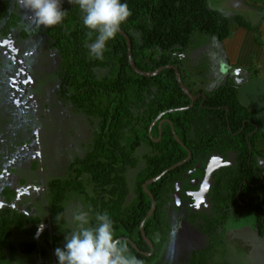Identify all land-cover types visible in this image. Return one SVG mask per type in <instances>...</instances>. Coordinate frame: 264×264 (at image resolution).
I'll list each match as a JSON object with an SVG mask.
<instances>
[{
	"label": "trees",
	"instance_id": "16d2710c",
	"mask_svg": "<svg viewBox=\"0 0 264 264\" xmlns=\"http://www.w3.org/2000/svg\"><path fill=\"white\" fill-rule=\"evenodd\" d=\"M124 2L132 15L121 30L130 40L135 68L144 73L174 66L183 81L175 55L185 52L197 31L222 43L233 29L245 28L257 33L255 43L264 46L259 26L240 16L226 17L212 9L209 0ZM61 7L67 11L62 24L43 28L42 33L59 58V97L71 105L72 112L88 119L93 127L91 139L85 154L67 167L66 177L46 183V212L52 234L38 232L42 221L17 206L31 197L19 194L26 183L22 178L14 185L7 181L13 168L0 165V264H57L54 251L63 247L65 237L72 232L63 214L65 204L73 198L80 200L83 210L91 209L93 223L96 213H109L116 237L126 240L131 253L144 264H152L159 257L171 233L170 209L176 211L180 205L186 210L187 221L196 224L208 239L206 247L190 253L187 264H230L214 260V254L215 244H223L231 219L254 212L256 231L264 235V155L255 149L256 140L264 139V117L260 118L264 107L247 110L237 97L239 85L225 76L210 94L197 92L202 96L192 108L183 110L191 102L173 69L166 68L154 77L137 74L128 62L127 43L120 33L107 43L102 58H94L89 48L95 34L89 37L78 5L65 2ZM10 8V0H0V38L12 33L25 39L26 34H19L23 31L20 28L11 31L20 22ZM260 21L264 22V17ZM256 71L249 70L248 79L257 77ZM160 114L163 116L149 135ZM161 121L164 123L159 127ZM159 133L161 140L156 142ZM189 153L184 165L143 189L145 183L184 161ZM213 155L226 164L213 168L207 193L209 214L200 216L202 208L199 212L191 210L195 200L185 191L190 189V179H203ZM130 172H134L131 186ZM149 194L156 207L145 219L152 207ZM141 224L153 246L151 256H146L151 249L142 237Z\"/></svg>",
	"mask_w": 264,
	"mask_h": 264
},
{
	"label": "rangeland",
	"instance_id": "374dc122",
	"mask_svg": "<svg viewBox=\"0 0 264 264\" xmlns=\"http://www.w3.org/2000/svg\"><path fill=\"white\" fill-rule=\"evenodd\" d=\"M235 1L242 3L238 5L235 4L234 0H209V5L228 18L240 16L251 25H255L256 28L259 26L261 35L263 22L260 20L264 17V7L259 9L256 5L248 3L247 0ZM19 2L21 1L12 0L13 6L16 7L17 18L25 12L22 11ZM65 2H69V0H62V3ZM72 2L75 3L74 0ZM15 23L16 20L13 19V24ZM17 28L23 30V23H18L11 31ZM25 31H19V34L25 35L27 33V36L28 33L32 32L30 28L26 30V27ZM34 33H37L36 28ZM35 34H30L26 40L15 37V45L21 51L19 58L26 63L25 71L20 62L22 72H28L31 75L32 85L30 84L29 91L36 95L34 98H26L28 109H25L22 116L24 120L32 121L29 123L31 125L30 133L35 132L37 138L30 142L32 144H29L31 139L29 131L18 128L19 120L12 112L13 109H10L11 105L15 107L16 104L14 91L1 97L0 157L2 152L5 153V156L8 155L5 159L8 161L6 163L9 164L0 163V165L4 167L10 165L13 168V173L6 178L7 181H12L14 185L22 178L26 183L24 189L19 190V194H30L31 197L26 198L25 202H21L17 206L22 211L31 213V216L42 221V225H45L42 232L47 231L52 234L53 231L51 227L49 228V217L46 212L48 198L46 183L50 179L67 176L69 164L75 158H81L85 154V146L91 139L93 127L85 116L72 112L71 105L59 97V81L56 77L59 72V58L56 51L49 48V39H46L47 37L41 38ZM255 36L257 33L235 28L229 36L231 42L225 45V42L220 43L212 36L195 32L185 52L175 55L180 60V72L190 93L194 96L199 91H202L203 94H210L224 82L225 76L233 81L236 86L239 85L238 91L240 87H246L243 77L249 70L252 72L255 69H260V75L258 74L257 78H261L263 76L264 57L260 54L262 49L254 51L251 48L252 46L254 48L261 47L255 43ZM241 40H244L242 48L246 51H242L243 54L240 59L243 62L252 63L250 66L242 65L234 67L237 68L234 69L230 65L229 50L231 46H234L235 43L238 44ZM31 51H35L33 59L25 56V53ZM260 56L262 61H260ZM237 59L239 60V58ZM228 68L230 69L228 70ZM232 68L234 70L231 71ZM251 85L254 87L253 84ZM263 117L260 116L262 120ZM152 126L153 123L150 127ZM27 142L28 144H26ZM255 149L264 155V139L258 138L256 140ZM34 163L35 168H31ZM133 179L134 172H130L128 174L130 186ZM208 206V201L200 202V208H202L200 216L209 214ZM80 209H83V206L78 198H73L65 204L63 218L66 227L72 231L75 227L72 222V215ZM175 220L177 219L170 221L171 227L176 224ZM256 222L254 212H248L235 221L231 219L226 226L227 232L223 238V244L221 246L215 244L214 260L218 262L227 261L230 264H264V235L257 233ZM179 226L180 229L178 228L175 233L169 232L159 257L152 264H187L192 251L200 250L208 245V239L199 232L196 224L183 220ZM27 263L30 264V262Z\"/></svg>",
	"mask_w": 264,
	"mask_h": 264
},
{
	"label": "clouds",
	"instance_id": "9594fccd",
	"mask_svg": "<svg viewBox=\"0 0 264 264\" xmlns=\"http://www.w3.org/2000/svg\"><path fill=\"white\" fill-rule=\"evenodd\" d=\"M72 2V0H69ZM83 13L82 22L91 38L89 52L96 59L103 57L106 45L114 40L121 26L132 15L124 0H74ZM23 7L35 23L43 28L61 25L67 11L61 7L62 0H22ZM80 209L73 213L74 230L65 237L63 247L55 249L57 264H144L132 254L126 240L115 235L114 221L109 213L90 215ZM40 225L38 232L43 230Z\"/></svg>",
	"mask_w": 264,
	"mask_h": 264
},
{
	"label": "flooded vegetation",
	"instance_id": "af4514ba",
	"mask_svg": "<svg viewBox=\"0 0 264 264\" xmlns=\"http://www.w3.org/2000/svg\"><path fill=\"white\" fill-rule=\"evenodd\" d=\"M20 1L21 2H19V5H20L22 11H25V12L22 16L19 17V22L23 23V30L24 31H25V27H26V30H27V28H30L32 31L31 33H28V35L26 36L25 39H22V40H26L30 34L31 35L35 34L34 33L35 28L37 31V33L35 35H37V36L39 35V36H41V38H45L46 36H44L42 33L43 27L37 26L34 19H32L31 14L28 13L27 10L23 7L22 0H20ZM10 2H11L10 11L12 12L11 9L13 8V12L16 16V12H15L16 7L13 6L12 0H10ZM17 8H18V6H17ZM15 37L17 39V38H19V35L15 36ZM15 37L13 36L12 33H9L7 36L0 38V98L4 97L9 92L11 93L12 91H14L16 104H15V107L13 105H11L10 109H13L12 112L15 114V116L19 120L18 128L20 130L24 129V131H26V130L29 131V134H30L29 137L31 139L30 140L27 139V140H29V144H32L30 142H32V140L35 141L37 136H36V134H34L35 132H33V134L30 133L31 125L29 123H31L32 121L26 120V119L24 120L22 114L25 112V109H28V107H27L28 102H27L26 98H34V97H36V95L34 92L31 93L29 91V88L32 85L30 73L22 72V70L20 68L21 67L20 62L22 63L25 71H26L27 67H26V63L24 62V60L19 58L21 51L15 45V42H16ZM35 51L25 53V56H28L31 59H33V56L35 55L34 54ZM28 92L31 94H29ZM25 134L28 135L27 132H25ZM26 144H28V142ZM4 154L2 152L1 157H0L2 159L0 160L1 161L0 163L9 164V163H6L7 160L5 159L6 157H8V155L5 156ZM211 161H212V163H211ZM210 163H211V172H212L214 167L217 168L218 166H224V164H226L223 162L222 159L219 160V159L215 158V156L213 155L211 157L209 163L207 164L203 179H201V180H199L198 178L190 179L189 183H188L189 184L188 187L190 189H187L185 191L186 195H188L189 197L193 198V200H195V202L191 203L190 206L192 207L191 210L196 211V212H199V210H201L200 202H207L208 201L207 193H208L209 188H210L211 183H212V176H211V179H210L211 182H210L209 188L207 189L206 194L202 195L201 193L205 192L204 191L206 188L205 178H206L207 169H208V166ZM1 166H3V165H1ZM169 209H170V207H169ZM170 213H169L171 215L170 221L173 219H177V220H175L176 224L171 227L172 233H175L176 230H178V228L180 227L179 225H181L182 221L183 220L187 221V213H186L185 209L180 207V205L177 206L176 211H172V209H170Z\"/></svg>",
	"mask_w": 264,
	"mask_h": 264
},
{
	"label": "crops",
	"instance_id": "0c3cea01",
	"mask_svg": "<svg viewBox=\"0 0 264 264\" xmlns=\"http://www.w3.org/2000/svg\"><path fill=\"white\" fill-rule=\"evenodd\" d=\"M247 1H249L248 3L256 5L259 8L264 7V0H247ZM234 2H235V4H238V5H241V3H242L240 1H235V0H234ZM235 4H233V5H235ZM240 29L247 31L245 28H240ZM241 36H243V35H241ZM261 38L264 42V22L262 23V26H261ZM223 42H225V45H226V44H229L231 41L229 40V37H228ZM243 43H244V40H241L238 44L235 43L234 46H231V48L229 50V53L231 55V57L229 58V59H231L230 65L233 68L237 67V66H242V65H249L250 66L252 63L249 61L246 63V62L241 61V59H240V56L243 54L242 51H246L245 49L242 48ZM251 48L254 49V51L255 50L259 51L260 49H262L260 54H262V56L264 57V47L263 46H261V47L258 46V48H254L252 46ZM237 58H239V60ZM260 61H262L261 56H260ZM263 61H264V59H263ZM233 68L231 69V71L234 69H237V68H234V69ZM229 69L230 68H228V70ZM257 70H258V74L260 75L261 70L260 69H257ZM262 74H263V76L261 78L255 77V79H253V78L248 79V71H247L246 74H244L245 76L243 77L244 78L243 81L245 80L244 83L246 84L245 85L246 87L242 86L243 88L240 87L237 91V97H238L239 102L249 111H257L258 109H261L264 107V69H263ZM251 84H253L254 87Z\"/></svg>",
	"mask_w": 264,
	"mask_h": 264
},
{
	"label": "water",
	"instance_id": "95a60500",
	"mask_svg": "<svg viewBox=\"0 0 264 264\" xmlns=\"http://www.w3.org/2000/svg\"><path fill=\"white\" fill-rule=\"evenodd\" d=\"M119 33H120L121 35H123L124 38H125V40H126V43H127V52H128V62H129V64H130V66L133 68V70H134L137 74H140L141 76H144V77H154V76L158 75L161 71H163V70L166 69V68L173 69L174 72H175V76H176V79H177V81H178V84H179L181 90H182L183 93H184V94L190 99V102H191L190 105H189V107H187V108H185V109H183V110H188V109L192 108L193 105H194V103L196 102V100H197L200 96H202V95L194 96V95H192V94L189 92V90L187 89V87L184 85V83H183V81H182V79H181L180 73H179V71L177 70V68L174 67V66L160 67L159 69H157V70H156L155 72H153V73H144V72H141V71L137 70V69L135 68V66H134V63H133V61H132V57H131V47H130L131 44H130V40H129V38L127 37V35H126L122 30H120ZM181 110H182V109H179V111H181ZM162 116H163V114H160V115L157 117V119L154 120L153 125H154V124L156 123V121L159 120ZM162 124H163V121H161V122L159 123V127H160ZM171 129H172V133H173V135H174V138L177 140V136L175 135L174 128H173L172 125H171ZM150 131H151V127H150V129H149V135H150ZM160 140H161V133H159V137H158V139L156 140V142H159ZM190 156H191V154L189 153V154H188V157H187L184 161H182V162H180V163L174 165L173 167L167 169V170H166L164 173H162L159 177H156V178H154V179L148 181L147 183H145V184L143 185V189L146 190V186H147V185H150V184H152V183L158 181L163 175H165L166 173L170 172L171 170H173V169H175V168H177V167H180V166L184 165V164L189 160ZM211 163H212V161H211ZM211 163L209 164L208 169H207L206 178H205V186H206V188H205V190H204L205 192H204V193H201L202 195L206 194L207 189L209 188V185H210V182H211V180H210V179H211ZM202 195H201V196H202ZM149 196H150L151 199H152V207H151V210H150V212L148 213V215L146 216L145 219H149V218L152 216V214H153L154 211H155V207H156V203H155V201H154L152 195L149 194ZM140 231H141L142 237L144 238V240L146 241V243L149 245V247H150V249H151L150 253H149V254H146V256H151V255L154 253L153 246H152L151 242L146 238V236H145V234H144V232H143L142 224H141V226H140Z\"/></svg>",
	"mask_w": 264,
	"mask_h": 264
}]
</instances>
